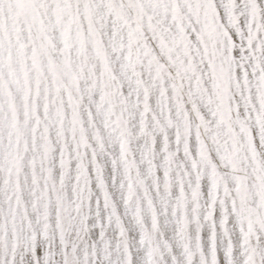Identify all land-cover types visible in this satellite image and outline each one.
Returning <instances> with one entry per match:
<instances>
[{
	"label": "snow or ice",
	"instance_id": "6c2138e0",
	"mask_svg": "<svg viewBox=\"0 0 264 264\" xmlns=\"http://www.w3.org/2000/svg\"><path fill=\"white\" fill-rule=\"evenodd\" d=\"M0 264H264V0H0Z\"/></svg>",
	"mask_w": 264,
	"mask_h": 264
}]
</instances>
